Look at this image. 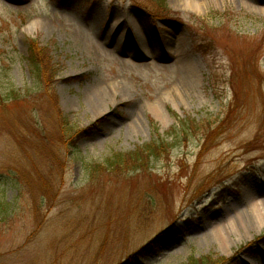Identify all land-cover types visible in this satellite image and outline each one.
<instances>
[{"label":"rangeland","instance_id":"rangeland-1","mask_svg":"<svg viewBox=\"0 0 264 264\" xmlns=\"http://www.w3.org/2000/svg\"><path fill=\"white\" fill-rule=\"evenodd\" d=\"M165 1L0 0V264H264L263 218L212 237L264 201V0Z\"/></svg>","mask_w":264,"mask_h":264},{"label":"trees","instance_id":"trees-1","mask_svg":"<svg viewBox=\"0 0 264 264\" xmlns=\"http://www.w3.org/2000/svg\"><path fill=\"white\" fill-rule=\"evenodd\" d=\"M142 9L146 10L149 15H151L152 17L156 18V20L158 19H167V16L169 15V11L167 10L166 7V1L165 0H151L150 3H147L143 6H141ZM230 14H223L222 16L219 14L220 17H222L223 19H228L227 16ZM226 21V22H227ZM223 27V26H222ZM204 29V30H203ZM201 29L200 32H202V40L201 43L202 44H196V48H198V51L204 55V57L207 59L209 57L208 51L206 50L207 47H212L215 44V40L214 37L212 38L209 35V32L212 31L213 27H208V26H204V28ZM209 29H211V31H209ZM39 50L37 47V42L34 41L32 42V47L30 48L29 51V57H28V61L30 62V64H32L34 66V72L39 73L38 75H40V66L38 65V61H40V56H39ZM236 74L233 75L232 79L233 81H237V83L242 84V82H238V78L235 77ZM236 90V89H235ZM240 92V88L239 90H236V97L238 95V93ZM20 96V92L16 91V90H10V92L8 93V95L3 96V94H0V105H5L11 103L10 101H14V99L18 98ZM13 97V98H12ZM231 118H228V120ZM225 119H223L222 122H224ZM200 125V123H198ZM199 125H197L195 122L190 123L189 127L196 129ZM210 128V127H209ZM205 132H208V128H206L205 126ZM93 132H91V128L89 129H78L75 132H63V136L66 138H70L72 139L73 136H76L77 138H83L85 136L91 135ZM196 134H200L199 132H193ZM208 135L205 137V141H207ZM165 146L164 144L159 145V144H149L146 145L144 148L139 149L137 152L134 153H130L128 155H117L115 156L113 159L110 160V167H112V169H123V168H128L132 165H146L148 159L151 157L152 154H160L162 151H164ZM6 206L0 203V217L4 214H6ZM175 226V225H174ZM178 229V228H177ZM169 232V231H168ZM166 233L160 234L157 236L156 239H154L153 241H151L148 245H146L145 247H143L137 254H142L143 251L149 249L150 247H153V245L158 242L159 240H161L163 238V236H165ZM173 235V234H171ZM171 235H168L167 238H169ZM136 254V255H137ZM136 259L135 257H131L128 260H126L124 263L122 264H132V260ZM230 259H225V258H219L215 261L211 260V257L206 258V260H202V262L200 264H230ZM192 264H199L198 262H193Z\"/></svg>","mask_w":264,"mask_h":264},{"label":"bare ground","instance_id":"bare-ground-1","mask_svg":"<svg viewBox=\"0 0 264 264\" xmlns=\"http://www.w3.org/2000/svg\"><path fill=\"white\" fill-rule=\"evenodd\" d=\"M116 26H119L121 28L122 23L119 22ZM94 97H96V95ZM96 104L97 100L95 99V105ZM262 218L264 219V201L257 203L252 213H239L232 220L233 222L231 223V226L215 230L212 233V237L215 238L222 246H226L229 244V239L227 238L229 233H231L232 231H237L239 233L245 230L251 231L253 229V221Z\"/></svg>","mask_w":264,"mask_h":264}]
</instances>
